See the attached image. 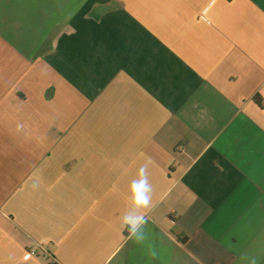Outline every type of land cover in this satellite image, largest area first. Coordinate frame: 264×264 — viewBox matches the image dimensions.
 <instances>
[{"label":"crops","instance_id":"obj_1","mask_svg":"<svg viewBox=\"0 0 264 264\" xmlns=\"http://www.w3.org/2000/svg\"><path fill=\"white\" fill-rule=\"evenodd\" d=\"M0 264H264V0H0Z\"/></svg>","mask_w":264,"mask_h":264},{"label":"clouds","instance_id":"obj_2","mask_svg":"<svg viewBox=\"0 0 264 264\" xmlns=\"http://www.w3.org/2000/svg\"><path fill=\"white\" fill-rule=\"evenodd\" d=\"M130 190L133 198V206L141 214L135 218L125 217L127 232L129 238H135L138 242L146 239L144 225L147 223L145 210L151 205V193L153 187L149 182L147 165H142L137 173V178L133 179L130 184Z\"/></svg>","mask_w":264,"mask_h":264},{"label":"built area","instance_id":"obj_3","mask_svg":"<svg viewBox=\"0 0 264 264\" xmlns=\"http://www.w3.org/2000/svg\"><path fill=\"white\" fill-rule=\"evenodd\" d=\"M39 252L46 253L50 256L49 252L47 251L46 247L43 245H35L28 249L27 253L29 256L33 257L36 256Z\"/></svg>","mask_w":264,"mask_h":264},{"label":"trees","instance_id":"obj_4","mask_svg":"<svg viewBox=\"0 0 264 264\" xmlns=\"http://www.w3.org/2000/svg\"><path fill=\"white\" fill-rule=\"evenodd\" d=\"M181 242H184L186 240V237L179 238Z\"/></svg>","mask_w":264,"mask_h":264}]
</instances>
